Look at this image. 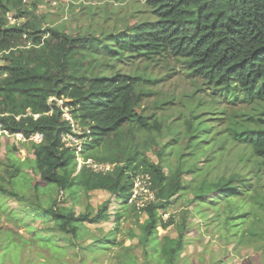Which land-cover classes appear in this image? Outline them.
Wrapping results in <instances>:
<instances>
[{"label":"trees","instance_id":"obj_1","mask_svg":"<svg viewBox=\"0 0 264 264\" xmlns=\"http://www.w3.org/2000/svg\"><path fill=\"white\" fill-rule=\"evenodd\" d=\"M22 6L23 0H0V123L7 134L29 142L33 158L0 161L1 214L9 222H22L5 204L8 198L30 207L25 214L51 222L73 240L83 260L82 225L106 222L110 201L95 211L87 204L85 212L76 214L61 204L64 199L74 200L77 191L114 195L122 209L116 225L130 208L139 230L130 238L146 246L159 226L176 225L174 218L162 222L158 210L190 192L197 214L215 208L202 223L206 229L224 214L227 233L250 215V223L244 219V228L231 239L237 238L239 247L251 246L264 264V107L259 106L264 101V0H144L135 23L76 36L57 26L42 28L36 16L8 26L6 13L27 12ZM123 65L132 72H124ZM147 67L177 69L194 85L193 93L170 95L147 110L142 103L155 94L150 84L165 80L144 72ZM50 98L55 99L52 105ZM65 108L89 128L83 160L116 163L112 170L94 172L85 163L76 167L74 152L61 141L62 134L71 132L62 119ZM36 133L42 136L38 143L29 139ZM140 174L153 194L141 207L128 201L130 175ZM54 190L69 194L58 198ZM45 193L49 198L44 201ZM238 200L249 210L241 212ZM139 213L146 219L140 221ZM188 213L183 212L175 237L161 236L160 264H177L185 235L192 232ZM113 237L110 231L98 238L90 252L106 250L111 241L120 245ZM121 264L137 263L124 256Z\"/></svg>","mask_w":264,"mask_h":264},{"label":"rangeland","instance_id":"obj_2","mask_svg":"<svg viewBox=\"0 0 264 264\" xmlns=\"http://www.w3.org/2000/svg\"><path fill=\"white\" fill-rule=\"evenodd\" d=\"M34 2L35 7L32 0H23L21 10L27 9V12L22 13L17 9H10L9 14L16 21L36 16L40 18L42 28L57 26L64 29L68 34L76 36V34L88 31L99 34L101 30L107 32L114 27L118 28L126 23L128 25L135 23L140 19L144 0H35ZM1 63H3L2 59H0ZM143 65L144 63H140L141 68ZM122 69L127 73L133 70L128 65H123ZM144 72L147 74L151 73L152 77L158 73L160 77L165 78V80H162L158 84H150L155 94L145 98L143 101L142 106L147 110L154 106V102H162V98H167L173 94L190 95L194 91V85L186 77L182 76L177 69L166 72L161 69L147 67ZM54 102V98L49 99L50 105ZM57 103L59 105L63 104L62 101H57ZM259 106L264 107V101ZM70 117L72 118L71 115ZM171 117H174V115H171ZM73 122L74 124H78L74 119ZM216 126H219V129L221 128L220 124H216ZM74 129L77 130L76 126ZM87 129L89 130L88 127ZM83 137L84 135L81 138L79 137L77 145V147L81 146V148H75V151H77L75 153L77 168L80 162H84L82 153L85 150L84 145L88 141V138ZM219 141L217 140V143ZM205 154L206 150L199 155L197 159L200 161L198 163L199 166L202 165L201 162ZM147 155L151 161L157 162V158L151 152H148ZM8 157H14L22 160V162L25 158H33L29 142L16 135L0 133V161L5 162ZM170 161L172 164H175L177 160L175 157H171ZM98 163L110 164L109 162H97L94 160L86 162L90 167L96 165V168H98ZM115 166L116 163L110 167L114 168ZM24 171L36 181L39 180L38 173L31 170L30 167H25ZM130 176L132 177V175ZM184 178L185 180H189L191 176L186 174ZM142 186H145L144 182H142ZM138 193L142 195L140 202L143 204H145L151 195L147 191L140 194L138 190ZM68 194L69 192L66 191L64 195H61V192L57 195L55 190L53 191V196H58V198H61V196L66 198ZM51 196L52 192H50ZM46 198H49L48 193H45L41 199L45 201ZM191 198L192 194L190 192L181 197L177 195L169 201V204L163 208L164 210H158L162 222L174 218L176 225L181 221L183 212H189L188 222L192 227V232H187L185 235V246L180 253V257L176 259L177 264H262L261 260L254 255V249L251 246L239 247L235 245L237 238L231 239V234L237 230L239 232L240 229L244 228V219H248L247 222L250 223L252 219L250 215L243 217L239 221V226L235 230H229L227 233L223 230L224 214L206 229L203 224L212 218L215 208H211L210 206L205 212L197 214L194 210V203L190 202ZM106 200L110 201L108 220L97 224L86 222L82 225L81 244L84 248L83 253L85 254V258L82 257L83 260H81L78 254L79 249L74 245L71 238L60 235L54 230L51 222L33 217L31 214L26 215L25 212L32 211L30 207H23L13 198L6 199L5 204L16 215L20 216L22 222H16L12 219L9 222L5 215L0 212L1 260L4 259V264H121L124 256H133L137 264H160L162 260L159 251L161 236L168 235L175 237L177 235L176 225H169L166 228L159 226L157 233L154 234V239L146 246H140L137 243L136 237L130 238L132 232L139 233L135 221V213L129 211L130 208L126 209L125 215L120 218L118 225H116L114 221L116 213L122 209L121 202L116 200L114 195L105 191L94 190L89 193L77 191L74 200L64 199V202L61 204L68 207L71 206L75 213L79 214L85 212L87 204L95 211ZM235 205H240L241 212L249 210L248 207L243 205V201L238 200ZM249 207L251 210L252 207ZM139 219L140 221L145 220V213H139ZM217 222L218 224H216ZM115 226H118L116 231ZM110 231L114 232V242L120 245L113 244L111 241L106 250L90 252V246L91 248H96L98 246L96 240L103 238ZM5 242L7 246L3 248L2 246Z\"/></svg>","mask_w":264,"mask_h":264},{"label":"built area","instance_id":"obj_3","mask_svg":"<svg viewBox=\"0 0 264 264\" xmlns=\"http://www.w3.org/2000/svg\"><path fill=\"white\" fill-rule=\"evenodd\" d=\"M5 17H6V20H7V24L9 26H19L21 24V21H24V20H17L16 21V19H14L9 14V12L6 13ZM62 119L66 120L70 124L71 132L66 133V134H62L61 141H62L63 145L65 147L69 148L70 150H72L74 152V155H75V153H77V151H75V148L77 147V145L79 143V137L81 138V136L84 135L83 138H88L87 142L91 141V137L89 136V130L87 129V127H81L79 124H74L73 119L70 117V114L67 112L66 108L63 110ZM75 126H76L77 130L74 129ZM83 131H84V134H83ZM0 133L7 134L4 130H2L1 123H0ZM15 135L20 137V135H18V134H15ZM29 139L34 141V142H36V143H38V142L41 141L42 136H41V134L36 133V134H33L32 136H30ZM77 148L80 149L81 146H78ZM77 159L79 160V158H77ZM88 161H91V160H88ZM88 161H84V162H80V163H83V164L85 163L86 164V162H88ZM111 165L112 164H101V163L99 164L98 163L97 164L98 168H96V165H94L93 167H90L89 164H86V166L88 168L92 169L94 172L110 171V170L113 169L112 167H110ZM131 178H133V185H132V189H131V196H130L128 201L129 202L136 201L137 206L141 207L143 205V203L140 202L141 201L140 197L142 195H139L138 190L140 191V194L142 192H145V191H147V193H151L150 189L147 187L148 182H147L145 176L142 175V174L136 175V176L132 175ZM142 182L145 183L144 187L142 186ZM149 197L150 198L146 202H148L150 200H153V194L151 193V195Z\"/></svg>","mask_w":264,"mask_h":264},{"label":"crops","instance_id":"obj_4","mask_svg":"<svg viewBox=\"0 0 264 264\" xmlns=\"http://www.w3.org/2000/svg\"><path fill=\"white\" fill-rule=\"evenodd\" d=\"M95 191H102V190H95ZM106 192V191H105Z\"/></svg>","mask_w":264,"mask_h":264},{"label":"clouds","instance_id":"obj_5","mask_svg":"<svg viewBox=\"0 0 264 264\" xmlns=\"http://www.w3.org/2000/svg\"><path fill=\"white\" fill-rule=\"evenodd\" d=\"M22 22H23V21H22ZM22 22H21V23H22ZM8 26H9V25H8Z\"/></svg>","mask_w":264,"mask_h":264}]
</instances>
